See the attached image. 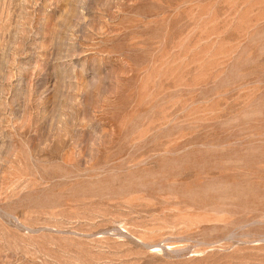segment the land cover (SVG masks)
Masks as SVG:
<instances>
[{"label":"rangeland","instance_id":"374dc122","mask_svg":"<svg viewBox=\"0 0 264 264\" xmlns=\"http://www.w3.org/2000/svg\"><path fill=\"white\" fill-rule=\"evenodd\" d=\"M0 264H264V0H0Z\"/></svg>","mask_w":264,"mask_h":264}]
</instances>
